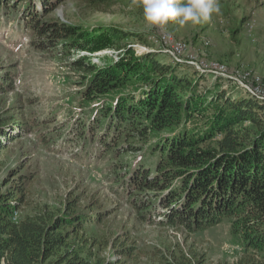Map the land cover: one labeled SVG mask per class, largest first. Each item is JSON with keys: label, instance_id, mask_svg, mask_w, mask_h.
<instances>
[{"label": "trees", "instance_id": "obj_1", "mask_svg": "<svg viewBox=\"0 0 264 264\" xmlns=\"http://www.w3.org/2000/svg\"><path fill=\"white\" fill-rule=\"evenodd\" d=\"M63 1L0 0V7L20 12L38 48L60 46L77 54L73 65L86 74L87 98L110 97L94 123L105 135L100 150L120 157L137 149L133 138L147 144L154 134L147 146L153 163H127L120 179L137 219L193 233L229 217L231 233L242 245L234 264H264V101L233 93L221 81L214 90L205 88L206 74L182 75L155 52L136 55L125 42L143 40L134 31L47 18ZM112 1L90 0L93 6ZM106 49L118 52L94 61ZM191 120L198 123L190 127ZM10 126L19 129L17 134ZM22 129L16 115L0 118V175L3 154ZM23 169L9 170L0 181V264H112L100 254L109 239L88 234L109 212H94L91 202L83 211L81 195L73 192L58 204L31 202L32 176ZM25 203L31 209L22 212ZM134 248L122 241L119 253L130 255ZM181 254L164 257L166 264L205 263Z\"/></svg>", "mask_w": 264, "mask_h": 264}, {"label": "rangeland", "instance_id": "obj_2", "mask_svg": "<svg viewBox=\"0 0 264 264\" xmlns=\"http://www.w3.org/2000/svg\"><path fill=\"white\" fill-rule=\"evenodd\" d=\"M112 2L93 6L90 0H64L47 18L86 27L115 25L134 31L143 40L134 37L125 42L136 49V55L147 53L145 48L142 54L137 51L146 45L153 49L149 52L176 66L180 74L193 75L197 71L193 65L176 63L169 53L159 50L162 46L155 38L168 31L177 40L186 42L189 53L197 59L225 63L230 69L241 67L250 72L251 81L260 77L264 86V0H216L220 11L213 12L208 21L183 26L170 21L164 27L149 25L143 8L133 0ZM19 17L17 9L0 7V118L16 115L25 126L22 136L3 154L0 181L9 170L22 166L32 176L27 183L31 202L58 204L73 192L81 195L83 211H88L86 206L91 202L94 212H109L103 222L88 228V234L109 239V246L100 254L112 264H166L164 257L173 260L182 252L193 257L192 260L204 259V264L236 263L242 245L231 233L229 217L193 233L137 219L120 179L127 163L139 160L153 163L147 146L154 141V134L149 135L147 144L133 138L137 149L120 157L100 150V136L105 135L94 123L100 107L110 97L87 98L86 74L73 65L77 54L63 52L60 46L38 48L32 42L35 34ZM249 19L255 21L252 32L247 27ZM117 52L106 49L93 59L102 63L101 56H115ZM206 75L202 79L205 88L214 90L216 82L221 81L219 85L225 84L235 93H246L235 81ZM193 76L198 78V74ZM199 120L203 125L204 121ZM198 122L191 120L188 126ZM10 127V133L17 134L19 129ZM252 137L247 135L245 145ZM30 209L31 206L23 204L22 212ZM122 241L135 247L132 254L121 256Z\"/></svg>", "mask_w": 264, "mask_h": 264}, {"label": "built area", "instance_id": "obj_3", "mask_svg": "<svg viewBox=\"0 0 264 264\" xmlns=\"http://www.w3.org/2000/svg\"><path fill=\"white\" fill-rule=\"evenodd\" d=\"M254 22L255 21H252L250 19L247 22V27L250 32H252L255 27ZM155 42L159 43L160 46H162V49L159 50L167 52L171 55V57H173L174 62H185L193 65L197 69V71L202 74H210L229 81H235L239 85V87H242L249 96L264 101V86L260 84V77H253V81L256 83L255 85L253 81L249 79L251 76L250 72H244L243 68L241 67L230 69L225 63L214 60L197 59L194 55L189 53V46L186 42L177 40L168 31H163L160 36L155 38ZM143 48H145V52L153 50L149 49V47L145 45L144 47H141L139 49L137 48L139 54H142L144 52L142 51Z\"/></svg>", "mask_w": 264, "mask_h": 264}, {"label": "clouds", "instance_id": "obj_4", "mask_svg": "<svg viewBox=\"0 0 264 264\" xmlns=\"http://www.w3.org/2000/svg\"><path fill=\"white\" fill-rule=\"evenodd\" d=\"M143 8V16L149 25L164 27L170 21L183 26L188 22L199 24L208 21L213 12H219L216 0H133Z\"/></svg>", "mask_w": 264, "mask_h": 264}, {"label": "crops", "instance_id": "obj_5", "mask_svg": "<svg viewBox=\"0 0 264 264\" xmlns=\"http://www.w3.org/2000/svg\"><path fill=\"white\" fill-rule=\"evenodd\" d=\"M231 91H233V93H234V90H231Z\"/></svg>", "mask_w": 264, "mask_h": 264}]
</instances>
